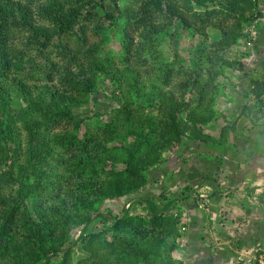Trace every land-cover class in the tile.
<instances>
[{
    "label": "rangeland",
    "instance_id": "obj_1",
    "mask_svg": "<svg viewBox=\"0 0 264 264\" xmlns=\"http://www.w3.org/2000/svg\"><path fill=\"white\" fill-rule=\"evenodd\" d=\"M11 1L34 10L33 17L49 25L38 16V3ZM141 1L91 0L74 33L54 39L44 49L28 43L27 34L18 28L0 38L1 49L20 59L21 70L0 82L2 112L16 120L20 161L28 134L23 124L39 116L29 108L13 79L24 81L28 97L42 99L46 88L57 94L63 90L61 75L68 70L78 72L70 57H77L86 68L91 62L100 69L90 95L72 94L69 104L59 109L61 115L35 132L38 139L51 145L48 171L61 182L29 202L36 221V209L43 215L49 238L58 239L50 247L57 250L50 264H264V158L257 159L264 157V0H256L257 11L232 47H220L223 33L212 24L202 26L197 20L192 28H186L174 18L154 47L146 46L138 56L126 53L123 42L125 31H130L133 43L139 45L138 22L130 16ZM172 1L184 6V0ZM193 6L205 17L206 10ZM235 23L230 20L228 25L234 27ZM64 47L72 50L67 60ZM90 49L95 50L91 58ZM225 61L231 65H224ZM209 71L219 75H212L214 82L207 86L208 92L204 85ZM191 72L202 86L188 95L190 110L180 118L189 122L191 130L202 127L213 141H193L186 131L179 142L160 152L158 161L148 164L144 155L149 145L160 140L159 125L164 119L157 108L162 100L157 92H169ZM164 79H169L170 85ZM202 93L207 97L204 102L199 99ZM152 94L155 96L148 97ZM153 98L157 100L154 105ZM68 111L72 119L66 115ZM125 113L131 115V121L125 119ZM196 117L208 122L192 124L190 118ZM106 130L118 131L107 143L114 160L129 157L121 148L131 149L144 142L129 165L141 170L146 183L134 193L87 206L84 204L97 198L92 184L106 181L114 170H124L123 160L115 162L108 153L101 154L104 163L97 168L76 169L72 158H80V152L54 146L52 139L77 132L82 139L95 135L103 142ZM15 166L11 163L9 168ZM150 210L163 212L161 225H155ZM9 233L10 247L21 244L25 232L14 225ZM146 250L152 255L149 261L141 256ZM10 261L11 257H6L0 264ZM13 263L27 262L16 258ZM32 264L43 263L36 260Z\"/></svg>",
    "mask_w": 264,
    "mask_h": 264
},
{
    "label": "trees",
    "instance_id": "obj_2",
    "mask_svg": "<svg viewBox=\"0 0 264 264\" xmlns=\"http://www.w3.org/2000/svg\"><path fill=\"white\" fill-rule=\"evenodd\" d=\"M27 1L39 4L37 7L38 16L49 25L40 24L33 17L35 11L29 7L11 0H0V38L10 35L14 28H18L21 33L27 34L25 38H27L28 43L43 49L47 48L54 39L65 38L74 33L77 21L82 17L83 10L88 5H91V0H64V2L62 0H46L44 2L43 0ZM193 3L197 8L206 10L204 13L206 18L194 10ZM183 4L184 6L181 7L178 5V2L174 3L172 0L141 1L140 8L137 11L131 10L132 14L130 11V18L136 19L138 22L136 32L140 33L139 45L136 46L137 44L133 43L131 32L125 31L123 42L125 52L141 56L145 52L146 46L154 47L155 40L166 29L171 28L174 18H177L186 28H192L194 22L197 20H200L202 26L212 24L211 26L221 30L223 33V37L219 43L220 47H232L237 44L244 26L251 22V16L259 7V3L256 0H184ZM110 18H113V16H110ZM191 18L195 20L193 21ZM215 19H218V21L214 22ZM230 20L237 22L234 27L228 25ZM4 49H1L0 46V82L2 81L1 78L9 79L13 72L21 70L19 69L18 62L20 59L18 56L16 55L12 58L6 52L7 49ZM63 50L64 58L67 60L68 56H71L68 53L69 51L72 52V50L67 47H64ZM94 52V49L88 51L90 54L89 58H91ZM69 61L77 66L78 72L74 73L72 70H68L66 74L61 75L63 90L58 94L52 88H46L44 98L35 97L34 99L32 96L28 97V87L23 80L13 79V83L19 86L21 96L25 97L28 101L29 108L39 116L29 121V123L24 122L23 124L28 134L25 139L27 142L26 149L24 153L20 154L23 156L21 161L18 158L19 151L16 147V120L8 119V115L2 112L3 107L0 96V259L11 257V261L6 264H15L13 260L16 258L19 262L24 260L27 262L26 264H32L36 260L43 264H50L52 257L57 255V250L51 251L50 247L54 243L57 244L58 239L52 240L49 238L46 224L43 221V215L36 209L39 217V220L36 221L29 206V202L35 201L39 193L48 191L51 186H59L61 184L60 179H54L50 171H48L49 166L47 167V165L53 153L51 145L41 141L40 138L38 139L35 136V132L36 130L43 129L51 118L54 119L61 115L63 111L59 109L66 107L65 104H69L67 100L73 97L72 94L76 93L81 96L90 95L93 92L96 72L100 71L98 69L99 65L90 62L88 68H86L74 56L70 57ZM224 65L230 66L231 64L225 61ZM209 72V81L204 85L207 91V86H210V83L214 82L212 75L214 78L219 75V73ZM90 74L91 76H89ZM194 74V72H191L185 75L180 83L174 85L169 92H157L162 99L157 108L162 112L164 119L160 121L159 125L161 129L160 140L154 145H149L150 147L144 155V160L148 161V164L158 161L160 152L170 147L176 141L179 142L181 136L187 133L186 131L190 132L188 137L193 141H200L201 143L213 141L212 137L205 135L202 127L191 130L189 122L180 118L183 113L190 110L191 102L188 95L193 93L195 89L197 91L200 90L202 86ZM164 82L170 85L169 79H164ZM153 96L155 94L148 95V97ZM199 99L203 102L206 101V93H202ZM151 102L154 105L157 100L153 98ZM211 102L212 100L209 101V103ZM129 113H125L127 121H131ZM66 115L72 119L69 111ZM190 121L195 125L208 122L204 117L190 118ZM117 132L104 131L103 134L106 136L103 142H100L98 140L99 137L95 135H86L82 139L78 137L77 132L74 135H63L62 137L55 135L52 142L54 146L78 150L80 152V158H72V160H76L73 163L74 168L86 169L87 167H91L95 169L104 163V159L100 157L101 154L108 153L109 157L113 158L112 154L109 153L107 143L113 141L114 136L118 135ZM218 142L223 143V141ZM143 146L144 142H141L138 146L131 149L126 147L121 148V152H124L125 156L129 155V157L123 160L117 156L115 160H112L115 162L123 160L122 162L125 164L124 170L117 172L114 170L112 174L110 173L112 177L106 181L99 179L96 183H93L91 190L97 195V198L95 201L84 205L94 206L95 202L114 196L119 197L131 194L143 188L146 181L140 176L141 170L133 169V165H129L131 163L130 158L134 159L133 155L138 154ZM11 163L16 164L13 169L9 168ZM105 171V169L101 170L103 173ZM33 209L35 210V208ZM150 211L155 225H161L164 220L163 212L155 213L153 210ZM103 218L115 220L111 216H103ZM14 225L25 232L24 239L21 244L19 243L17 246L10 247L11 242L8 241L10 239L9 232ZM63 242L62 240L61 243ZM146 252H142L141 256L146 261H149L152 255L150 251L146 250Z\"/></svg>",
    "mask_w": 264,
    "mask_h": 264
},
{
    "label": "crops",
    "instance_id": "obj_3",
    "mask_svg": "<svg viewBox=\"0 0 264 264\" xmlns=\"http://www.w3.org/2000/svg\"><path fill=\"white\" fill-rule=\"evenodd\" d=\"M264 147V146H263ZM260 150V149H259ZM261 158H264L263 156H260V157H258L257 159H261ZM240 165V164H239ZM241 167H243V166H241ZM257 169L260 171V166H257ZM243 181H244V183H246V180H243V179H241L240 180V182H242L243 183ZM262 189L264 190V187H262Z\"/></svg>",
    "mask_w": 264,
    "mask_h": 264
},
{
    "label": "built area",
    "instance_id": "obj_4",
    "mask_svg": "<svg viewBox=\"0 0 264 264\" xmlns=\"http://www.w3.org/2000/svg\"><path fill=\"white\" fill-rule=\"evenodd\" d=\"M252 35L254 36L255 35V32H252Z\"/></svg>",
    "mask_w": 264,
    "mask_h": 264
}]
</instances>
